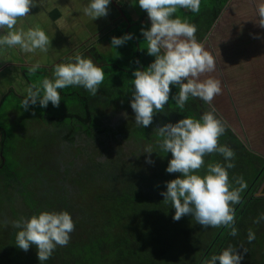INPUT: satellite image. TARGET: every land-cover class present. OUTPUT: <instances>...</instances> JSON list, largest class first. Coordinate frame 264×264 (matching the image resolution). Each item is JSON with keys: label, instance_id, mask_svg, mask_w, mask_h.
I'll list each match as a JSON object with an SVG mask.
<instances>
[{"label": "trees", "instance_id": "trees-1", "mask_svg": "<svg viewBox=\"0 0 264 264\" xmlns=\"http://www.w3.org/2000/svg\"><path fill=\"white\" fill-rule=\"evenodd\" d=\"M219 14L217 9L210 16L213 15L214 21ZM199 19L202 21L201 18L195 21ZM143 20L141 16L135 21L122 22L117 33L112 35L119 38L132 34V39L115 48L112 61L98 65L105 78L95 96L83 87L69 86V93H60L66 103L60 102L59 107H54L55 113L40 119L61 136L70 160L74 156L82 162L79 178L66 177L64 185L58 181L47 189L38 184L35 192L36 187L20 175L21 169H6V165L0 169V177L12 185H6L0 192L6 198L3 207L10 211L13 221L19 220L18 216L13 217L12 211V207L16 208L18 204L33 216L44 211H67L77 220L75 222L81 226L83 238L71 240L65 247L57 246L44 264H207L212 255L220 254L229 246L244 257L241 264H264V219L254 222L264 214V198L255 197L259 185H264V159L245 154L241 163L237 158L234 160L238 170L228 169L233 187L238 186L234 183L236 177H243L247 184L241 193V203L233 205L236 236H231V229L224 226L204 228L190 215L174 221L175 209L165 203L161 195L167 190L166 182L180 174L166 171L172 154L159 148L158 140L161 138L155 130L160 125L175 124L185 117L199 120L206 108L198 98H189L181 110L172 99L179 89L170 85L169 102L172 105L166 104L163 112L156 113L160 116L159 126L157 123L144 128L134 125L129 135L122 136L103 127L95 116L97 108L102 110L112 104H117V109L127 114L132 100V73L145 69L154 61L155 57L147 54V42L141 32L142 28H149ZM110 42L106 51H112ZM46 76L47 73L43 74L44 79ZM123 129L119 128L120 131ZM6 137L4 156L10 151L6 147L10 137ZM117 138H122L120 141L130 150V155L124 153ZM219 141L238 154L235 146L238 140L230 130L226 128ZM239 146L240 151L243 147ZM149 147L153 151L150 154L145 152ZM11 154H15L14 149ZM213 154L204 157L205 166L199 170V175L206 174ZM148 159L152 163H148ZM219 159L224 164L222 155ZM260 165L262 169L257 168ZM26 169H30L28 165ZM36 171L46 173L42 169ZM25 173L30 172L25 170ZM86 212H91L93 217L88 219ZM249 229L255 233L252 242L248 241ZM18 231L11 226L0 236V264H40L35 246H30L25 252L15 245Z\"/></svg>", "mask_w": 264, "mask_h": 264}, {"label": "clouds", "instance_id": "clouds-1", "mask_svg": "<svg viewBox=\"0 0 264 264\" xmlns=\"http://www.w3.org/2000/svg\"><path fill=\"white\" fill-rule=\"evenodd\" d=\"M36 4V0H0V30H7L0 35V49L19 46L25 53L49 51L51 40L38 26L27 31L16 29L18 19L28 16ZM109 4L110 0H90L82 11L92 20L107 17ZM132 4H135V0H132ZM138 4L151 22L150 27L142 28L141 32L147 42V54L155 59L145 69L132 73L134 80L130 106L135 114V124L148 127L154 115L164 111L169 101L170 85L179 89L172 97L179 109H184L189 98H198L210 106V110L203 112L199 120L185 117L175 124L167 123L155 130L161 138L158 140L159 148L172 154L166 171L180 174L166 182L167 190L161 195L164 202L175 209L174 221L190 215L204 228L224 226L231 229V236H236L233 205L241 203V193L247 184L243 177H236L234 183L238 187H233L228 169L235 167V152L229 146L218 143L219 137L226 131V124L215 115L212 101L222 94L221 82L211 77L200 79L202 75L216 70V62L213 55L198 42L196 26L178 17L172 18L178 8L199 13L201 0H138ZM256 16L255 23L264 28V3L257 5ZM131 39L132 34L113 37L111 46H122ZM74 60V63L57 64L52 79L45 78L38 84L30 85L21 101V108L28 110L30 105L37 102L42 108H46L49 102L59 107L61 95L57 90L69 86L83 87L95 96L105 78L103 70L90 58L77 55ZM39 66L33 65L31 71L35 72ZM145 152L150 154L153 151L149 147ZM212 153L222 155L225 163H209L206 174L199 175V170L205 166L204 157ZM147 162L152 163L151 159ZM260 219H264V214L254 222L259 223ZM7 223L4 222L5 226ZM11 223L12 227L19 229L15 245L25 252L30 246H35L40 264L52 257L57 246L68 245L75 228L67 211H44ZM254 239L255 233L249 229L248 241ZM244 251L247 252L246 249ZM243 258L229 246L220 254L212 255L207 264H241Z\"/></svg>", "mask_w": 264, "mask_h": 264}, {"label": "rangeland", "instance_id": "rangeland-1", "mask_svg": "<svg viewBox=\"0 0 264 264\" xmlns=\"http://www.w3.org/2000/svg\"><path fill=\"white\" fill-rule=\"evenodd\" d=\"M83 7V2L76 5V15L83 23H88L90 18L83 14ZM252 16L253 19L256 20L257 16L255 14H252ZM44 18H46V16L41 19ZM249 18L252 20L251 17ZM62 20V23L59 24L61 30L62 24L66 23V18L63 16ZM35 22L36 20L34 19L32 23ZM147 22L148 20H146L145 23ZM28 25L30 24H27L26 26ZM111 29L115 30L114 33L111 34L112 36L118 31L117 24L108 26L107 30L100 33L101 40H105L110 36L106 31ZM75 30L78 29H73V31ZM259 36L262 38L261 42L263 43L261 46L263 47V50H260L262 52L259 55V57L261 56L260 58L252 62L249 60L245 62L243 56L246 54V48L234 45V52L229 56V47H220L216 51L217 58L219 57L216 63V70L200 77L201 80L211 77L218 79L221 82L222 94L217 95L214 98L212 106L216 110L215 115L217 118L225 122L226 128L230 130L232 135L238 140L235 144L238 148V154H235L238 163H241L244 160L245 154H251L253 156L258 154L260 156L257 157L264 159V28L262 29V34H259ZM59 37L62 38L59 39ZM112 38L113 37L110 39L112 40ZM50 39L51 43L54 44H56V42H61V47L58 48L55 54L40 52V65H43L44 67H47L49 61L51 60L52 62L53 59L57 60L56 63L59 61L65 64L74 63L75 60H68L69 54H67V51H69L70 45L74 44V42L85 41L86 35L84 33L77 34V37L74 39L71 36H66L64 31L63 35H60L58 31H55V33H50ZM89 40L94 41V37H89ZM106 50H108V48L106 42L103 41V48H96L95 53L92 52L91 54L94 58V60H92L94 64L98 66L103 61H112L114 59L115 48L113 47L112 51ZM77 55L79 54L72 51L71 57ZM29 78H31V82L34 84H38L44 79L42 76L41 78H38L37 74L36 76H29ZM71 90L74 91L72 88ZM57 91L64 94L69 93L68 88L58 89ZM16 102L17 101L13 102L12 98L7 99L3 104V110L0 112V126L3 129H6L10 136V141L6 144V147L10 151H7L4 156L8 167L6 169H21L20 175L26 182H31V186L36 187L34 188L35 192L37 191L38 184L43 185L42 187L47 189L51 185L59 183L58 181L64 185L66 177H72L73 179L79 178L82 162L74 156L72 157V160H70L71 157L69 156L67 147L65 146V143L60 140L61 136L53 129H50L44 123L40 122V119H44L49 114L51 115V113H55L56 107L54 109V106L49 102L46 108H42L37 102L36 105H30L28 110H24L21 108V103ZM60 102L63 104L66 103V101H62V99ZM200 103L206 108V111L210 110L209 105L203 104L202 101H200ZM167 104L170 106L172 105L169 101ZM68 105L69 104L67 103L66 106L68 107ZM15 106V111L18 112H16V116L15 114L11 116L12 121L15 123V125H11L9 114L11 111H14ZM97 109L98 111L95 113V116L103 127L110 128L122 136L125 134H131L133 126L136 124L135 114L130 105L127 114L118 110L117 104L109 105L106 108H102V110L99 108ZM159 117V114H155L152 124L156 125L157 123V126H159ZM155 125H152L151 127H155ZM50 127L52 128V125H50ZM136 127L139 126L136 125ZM119 128L124 129L123 131L121 130V132ZM117 139L118 143L123 148L124 153L130 155V150H127L125 145L120 141L122 138ZM26 141H31L30 149H24L26 146H23V143L27 144L28 142ZM218 143L221 145L222 142L218 141ZM239 144L243 147L240 151ZM132 146L133 144H131V147ZM13 149L15 150L14 155L11 154ZM32 156H35L34 159H30ZM219 157L220 154L214 153L211 163H221ZM26 164L30 169H26ZM257 168L262 169L261 165ZM35 169H42L46 173H37V171L35 172ZM71 169L73 170L71 171ZM232 169L238 170V167L235 166ZM25 170L30 173L26 174ZM1 180L3 182L0 181V192H3L4 187L8 184L12 185V183L4 181L3 178H1ZM6 189L7 188H5V191ZM255 197L264 198V185H259ZM5 202V194H0V236H3L6 230L12 226L11 222L13 221L10 211L3 207ZM12 211L14 213L13 217L18 216L19 219L21 217L27 219L33 216V214L27 211L22 204H18L16 208L12 207ZM85 215L88 219L93 217L91 212H86ZM5 221L8 222L6 226L4 224ZM73 221L75 228L70 234V241L79 240L84 236L81 234L82 228H80L81 230L79 229L81 226L79 225L78 227L76 225L75 221L77 220L73 219ZM78 236L79 238H77Z\"/></svg>", "mask_w": 264, "mask_h": 264}, {"label": "crops", "instance_id": "crops-1", "mask_svg": "<svg viewBox=\"0 0 264 264\" xmlns=\"http://www.w3.org/2000/svg\"><path fill=\"white\" fill-rule=\"evenodd\" d=\"M36 2V6L30 9L28 16L18 19L16 29L27 31L30 28L38 26L45 31L49 39L50 33H55V31H58L60 35H63L64 31L66 36H71L74 39L77 37V34L84 33L86 35L85 41L74 42V44L70 45V49L67 51V54H69L68 60H74L75 58L74 56H72L73 58L71 57L72 51L85 58L94 60L91 56L92 52L95 53L96 48L102 49L103 41L106 42V46L111 41L110 38L112 37L111 34L115 31L114 29L106 31L110 35L107 39L101 40L100 37V33L107 30L108 26L117 24L119 29L122 22L126 23L128 20L135 21L141 16L144 17L143 22L148 20V26L150 27L151 25L147 13L139 7L138 0H135L134 5L132 4V0H110L107 17H99L95 20L89 17L88 23H83L77 17L75 8L81 2L86 6L90 3V0H36ZM224 2L225 0H201L199 13L178 8L172 18L178 17L182 21L196 26V38L198 42L213 55L216 63L219 58H217V49L229 47L230 56L234 52V45L246 48V54L243 56L245 62L247 60L250 62L257 60L261 57H259L262 53L260 50H263V47H261L263 44L261 42L262 38L259 36V34H262L263 28L255 23L252 14L256 15L257 5L264 3V0H228L226 3ZM220 6H222L221 9H219ZM217 9L220 10V14L213 21L214 17L213 15L210 16V13L212 11L216 12ZM45 16L46 18L41 19ZM63 16L66 18V23L62 24L61 30L59 24L62 23ZM196 18H201L202 21L200 19L199 21H195ZM34 19L36 22L32 23ZM27 24L30 25L26 26ZM73 29L78 30L73 31ZM6 31V29L0 30V35H4ZM89 37H94V41H90ZM61 38L59 37V39ZM60 43H51L52 47L49 48L48 52L55 54L58 48L61 47ZM87 49L89 50L86 53L85 50ZM40 52L37 50L34 53H25L20 50L19 46L0 49V112L3 110V104L9 98H12L13 102L17 101L21 103L25 98L24 96H26L27 88L34 84L31 82L29 76H36L37 74L38 78H41V76L43 78V74L47 73L46 77L49 78L52 76L54 67L57 64L63 63L60 61L56 63L57 60L53 59L52 62L51 60L49 61L47 67H44L40 65ZM82 52L84 53L82 54ZM36 64L40 66L35 72L31 71L32 66ZM15 109L16 106L14 107V111H11L9 114L11 125H15L11 117L14 114L16 116V112L18 111H15ZM2 129L0 126V169H4L6 166L3 148L6 136H9L7 130ZM26 142L28 143H23V146H26L24 149H30L31 141ZM256 156L260 155L256 154Z\"/></svg>", "mask_w": 264, "mask_h": 264}, {"label": "flooded vegetation", "instance_id": "flooded-vegetation-1", "mask_svg": "<svg viewBox=\"0 0 264 264\" xmlns=\"http://www.w3.org/2000/svg\"><path fill=\"white\" fill-rule=\"evenodd\" d=\"M88 50H89V49L85 50V52L87 53V52H88ZM83 53H84V52H82V54H83ZM50 78L52 79V76H50Z\"/></svg>", "mask_w": 264, "mask_h": 264}]
</instances>
